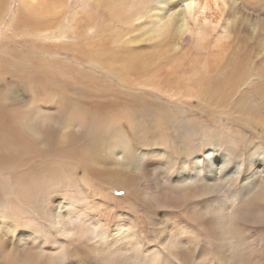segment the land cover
Here are the masks:
<instances>
[{
	"label": "bare ground",
	"instance_id": "bare-ground-1",
	"mask_svg": "<svg viewBox=\"0 0 264 264\" xmlns=\"http://www.w3.org/2000/svg\"><path fill=\"white\" fill-rule=\"evenodd\" d=\"M3 1L0 0V10ZM126 2L123 0L121 6L119 4L111 6L114 16L111 15L112 18L118 20L122 17ZM20 4L27 11V17L31 20L33 17L36 19L30 25L32 29L27 30L28 33L42 35L47 34L48 31L38 27L37 24L45 25L46 19L53 14L55 16L65 5L61 0H21ZM250 4L251 10H247ZM262 4L264 0H151L149 11L151 16L153 15L152 25L156 28L152 33H147V37L161 39L166 38L164 36L169 33L168 31L178 36L188 32L189 43L190 40L192 42L189 45L193 44L190 47L193 49L191 58L186 60L187 57L184 56L188 63L181 65L186 66L185 75L181 79L180 76L176 77L179 79L175 85L177 89H161L170 98L179 96L176 99L177 108H167L165 101L162 102L163 104L161 102L155 104L154 101L146 99L144 97L146 95L125 96L119 91L117 92L120 94L115 92L116 95L113 94L114 92L107 93L109 92L107 88L110 89V86L106 88L107 92H103L105 90H99L102 87H96L97 82L91 83L92 79L83 65L77 67L69 61L56 63L44 57L49 53L43 48L42 55L38 57L35 53L23 52L21 58H15L18 66L19 62L22 65H30L34 59L40 61L36 62L38 63L36 68L40 67L41 70L37 77L40 85L49 84L48 91H53L52 84L56 83V81L52 83V75L70 76L69 71H74L70 73L71 75L75 73L80 75V80L76 79L77 82H82L80 86L75 79L69 81V85H78L80 89L74 91L72 95L68 94L69 97L63 96L56 105L62 109L66 106L69 110L63 111L57 108L58 114L51 112V115L63 127L85 126L87 138L61 143L55 137L53 130L49 134L50 147L42 150L24 130L28 110L32 105L37 106L39 99L32 96L33 102H25L14 92L16 85L21 83V89L24 92L30 91L26 94H32L36 85V75L34 72L17 69L15 73L0 80L2 85L0 88V264H14L12 246L20 249L46 245L47 251H58L65 244L64 240L53 238L46 242L40 234V230H44L43 221L47 220L45 211L54 214L58 210H63L65 213L68 211L82 213L91 221L101 219L102 214L105 217L111 216L107 232L109 244L122 241L125 237L124 229L135 224L144 233H147L151 226L163 225L165 228L163 239H167L168 235L172 234L185 246L180 254V264H227L229 254L226 248L209 244L208 240L214 241L215 233L205 229L202 221L212 214L204 221L206 226L212 227L217 221L218 213L233 207H239L234 210L242 211L250 219H261L259 216H251L248 211L254 213L264 207L257 204L264 203V13L254 8L257 6L264 12ZM226 5L229 10L230 27L238 23V29L248 28L252 34H256L255 32L259 34L255 45L258 46L256 55L261 59L254 55L253 45L247 46L248 42L234 34L237 37V44L231 55L226 54L230 57L224 65L225 69L222 70L221 66L213 67L211 65L214 63L209 62H212L211 58L212 60L224 58L223 51H227L228 48L222 45V37L215 39L216 42L220 41V45L208 41L211 31L208 32L206 26L214 17L211 13L221 16ZM53 16L52 18L59 22V17ZM211 16L213 17L210 19ZM41 17L43 18L40 19ZM30 19L27 20L31 22ZM57 27H61V22ZM252 34H249V37ZM141 39L137 37L130 42ZM175 47L174 42L170 45V51L175 52ZM219 49L223 50L218 51ZM204 51L206 55L203 57L201 54ZM158 52L165 51L155 53ZM4 56L13 58L12 53L0 49V62ZM152 57L154 56L149 55L143 61L145 69L148 65L155 64ZM95 62L100 63L99 60ZM110 66L113 67L112 62ZM212 73L215 76L207 77ZM2 75L0 73V76ZM191 76H194L195 80L201 78L202 83L196 82V86H187ZM82 84H87L84 87L91 88L92 91L84 89ZM112 90L111 88L110 91ZM67 91L65 89V92ZM59 94L53 92L52 97L48 94L49 97L44 101L55 102ZM112 94L116 97H112ZM136 96L139 98L137 99ZM192 98L198 99L199 103L201 102L209 110L224 113L226 119L230 120L231 126L226 127L222 133L212 135L209 133L210 130L207 131L209 127L206 128L204 125L189 127L190 123L188 125L182 122L181 120L186 121L187 117L183 114L186 110L180 107L182 105L189 107L191 100L187 101V99ZM73 112L79 114L76 124L68 121ZM150 114L154 119L151 123L150 120L149 123L139 121L140 118L147 119ZM59 116H66L67 120H62ZM150 127L157 131H151L153 129L150 130ZM246 128L258 131L260 139L252 137L254 134L249 138L245 133L246 130H243ZM204 131L206 134L200 144L202 152L196 153L197 149L192 146V142L197 141L201 134L203 136ZM254 138L256 142L253 141ZM222 144L224 146L226 144L223 149L220 147ZM129 145L134 162L141 164L146 172L151 173L155 170L157 174L156 178L142 184L141 190L155 191L158 187V178L167 174L169 182L174 186H168L165 181L162 190L157 194L163 197L169 207L180 213L164 210L153 213L142 205L135 183L121 171L120 162L116 158L123 152L128 156ZM163 148L166 151L162 152ZM237 150L240 151L239 156L234 158ZM187 181L191 182L175 185ZM220 185L224 190L223 196H207ZM117 192H121L119 199L115 197ZM180 217L182 221L179 220ZM194 224L201 227L208 240ZM259 231V229H251L248 236L254 237ZM150 239L152 236L149 234L142 242V250L146 254L154 255L159 252V248L156 244L147 243ZM72 264H81V261L73 260ZM160 264H176V261L164 256Z\"/></svg>",
	"mask_w": 264,
	"mask_h": 264
},
{
	"label": "rangeland",
	"instance_id": "rangeland-1",
	"mask_svg": "<svg viewBox=\"0 0 264 264\" xmlns=\"http://www.w3.org/2000/svg\"><path fill=\"white\" fill-rule=\"evenodd\" d=\"M122 1L123 0H61L62 4L65 5L62 7L61 11L59 10L58 13H56V15L59 17V22L58 20H55V18H52V16L54 15L53 14L49 18L45 17V19L46 18L49 19V20L46 19L47 23L45 22L44 23L45 25L37 24L38 27L45 28V30L48 31L47 34L44 33L45 35H42V34H33L32 32L28 33L27 30L32 29L30 25H32V23H34L36 19L32 16L33 17L32 18L33 21H32L29 17H27L28 13L25 10V8L20 4L21 0H4L2 9L0 10V49H2L6 53H12L13 58L11 59L7 57L8 56L7 54H6L7 56L2 57V61L0 62V73H2L3 75L0 76L1 77L0 80L3 79V77L9 76L13 72L15 73L17 69H23L24 71H29L31 73L34 72V75H36L35 76L36 85H34L33 93L26 94L27 92L30 93V91L24 92L21 89V85H20L21 83H19L18 85H16L17 87L14 88L15 94L18 95V97L22 98L25 102L28 101L33 102V97L36 96L39 99L37 106L40 109L44 111L52 112L54 114H58L57 108L62 109V107H60L59 105L57 107L56 106L57 102L63 96L67 95L65 97H69V95H72L74 91L79 90L80 89L78 88L80 86L79 84H81L82 82L76 81V79L78 81L80 80L79 74L78 75L77 73L72 75L70 74L71 72L74 73V71L68 72L70 76L68 75L59 76L58 74L52 75L50 72L47 71L48 74H51L53 76L52 83L56 81L55 84H52V86L54 85L53 91H48L50 89L49 84L44 86L40 85L39 84L40 80L37 77V75L41 73L40 67L36 68V65H38L40 61L38 62L37 59L36 60L34 59V61L31 62L30 65H22V63L19 62L20 63L19 66L16 63L15 58L17 59L21 58L23 52L35 53V55L38 57L42 55L41 50L43 48L49 53L44 57L56 63H63V62L65 63L69 61L70 63H73L77 67L83 65L82 67L84 68V70L86 69V72L90 75L89 77L92 79L91 83L95 84L97 82V84H95L96 87L98 88L102 87L99 88V90L100 89L105 90L103 92H107V90H109V92L107 93L114 92L113 94L115 95L116 93L117 94L121 93L122 95L125 96H127L128 94H133L134 96L137 95L141 97L146 95L144 97H146V99L150 100L151 102L154 101L155 104H158V102L162 103L165 101L167 103L164 102V104L167 105V108L170 107L177 108L178 105H176V102L178 103V101H176V99L179 96H173L170 98L167 96V94L162 92L161 89L176 90L177 86L175 85H177V81L181 79L183 75H185L186 66L184 65L181 66V65L187 64L188 62L186 60H189L191 58V55L193 54V49L190 48L193 44L189 45L190 43H192L191 40L189 43V39H190V37L188 36L189 33L187 32L184 33L182 36H178L176 34H172L171 31H168L169 33H166V36H164L166 38H161V39L157 38L158 40L150 39L147 37L148 36L147 33H152L154 28H156L154 25H152L153 15L151 16V12L149 11L151 9L150 7L151 0H126L127 2L125 4V8H123L122 10V17L118 20L112 18L114 16L111 11L112 9L111 6H114L116 4H119V6H121ZM263 6L264 4L261 5V7ZM251 7H252L251 4L249 5V7L247 6V10H251L250 9ZM254 8L257 9L258 12L264 13L257 6H254ZM228 12H229L228 5H226V8L223 10L221 16H217L211 13L214 17L211 16L210 19L213 17L214 20L212 19L211 23L208 24V26H206L208 32L211 31L208 35V41L220 45L219 44L220 41L216 42L215 39H217L218 37H222L221 40V42L223 43L222 45L228 48L227 50L228 52L226 50L223 51L224 58L220 57L218 59H213V60L211 58L210 61L212 62H209L210 64L214 63L211 65L213 67L221 66L222 70L225 69L224 67L225 63L229 61L230 56L227 55L232 54L237 44L236 42L237 37L235 36L236 34L238 35V38L245 40V42H248L247 46L253 45V49L255 51L254 55H256V52L258 51L257 50L258 46L255 45V43L257 41V38L259 37V34H257V32H255L256 34L254 33L252 34L250 29L248 28L245 30L242 29V27H240L239 30L237 28L238 23L235 26L232 25L233 27H230L231 24L228 21V17H229ZM56 15L53 17L57 18ZM132 15L134 16L137 15V16L134 17ZM216 17L218 19H216ZM42 18L43 17H41L40 19ZM50 18H52V20ZM27 19H30L31 22ZM60 22H61V27L58 28L57 26L60 25ZM187 23L190 24L192 22H187ZM151 27L153 29H151ZM238 30L241 32H239ZM249 34H252L254 37L252 35H251L252 38L249 37L250 36ZM137 37H141L142 39L137 42H133V43L130 42V41H134L135 38L137 39ZM174 42L176 43L175 52L170 51L171 49L170 45H172V43ZM162 50H164L165 52L155 53L157 51H162ZM221 50L223 49H219L218 51ZM205 52L206 51L202 52L201 54L203 57L206 55ZM149 55L154 56L152 58L153 60H155V64L154 65L150 64L145 69L143 65V61H145L146 57H148ZM184 56L187 57L186 60L184 59L185 58ZM78 58L81 60V62ZM93 58L98 59L101 65H99L100 63L96 64L97 62L95 61L98 60L95 61L91 60ZM257 58L261 59L260 56H257ZM109 62L110 63L112 62L113 67L110 66ZM122 62H124L123 63L124 65L122 64ZM131 65L134 66L135 68L132 67ZM123 66H126L127 69ZM174 70L177 71L174 72ZM222 74H224L223 71ZM177 76H180V78L177 79L176 78ZM210 76H215V74L212 73L207 75V77ZM193 77L194 76L190 77L191 79L187 82V84H189L187 86H192V85L196 86L195 84L196 82L202 83L201 78L195 80ZM72 79H75V82L79 86L69 85V81H72ZM107 82H108V86H107ZM82 85L84 87L87 84H82ZM109 86L113 89L112 91H110L111 88L110 89L107 88ZM154 86L156 87L154 88ZM0 88H2L1 81H0ZM65 89H67L68 91L65 92ZM84 89L88 91H92L91 88L84 87ZM46 90L47 92H45ZM117 91H119L120 93H118ZM53 92L56 93L57 95L60 93L59 97H56V99L57 98L58 99L55 102L52 100L44 101L47 100L49 95L52 97ZM113 94L112 97H116L113 96ZM137 96L136 98L138 99L139 97ZM83 98L85 99L84 96ZM189 100H191V104L189 107H184L183 105L180 107L181 109L186 110L185 111L186 114L185 113L183 114L185 115V117H187L186 121L183 120L181 121L186 122L188 125L190 123L189 127H195L196 125H204L206 128L208 127L210 128L207 129V131L210 130L209 133H211L212 135H216L219 132L222 133V131H224L226 127L231 126L230 120L226 119L225 117L226 115L224 113H221V111L214 112L212 110L207 109V107H205V105L203 106L201 102L199 103L198 99L196 98L187 99V101ZM62 110L68 111L69 108L64 106ZM234 113L237 114L236 112ZM78 115L79 114L74 112L71 113V118L68 121L76 124L75 121ZM184 115L182 116L183 118ZM59 117L62 120H67L66 116L63 117L59 116ZM149 120L150 123L152 120H154L152 114H150L147 117V119L140 118L139 121L141 122L146 121L147 123H149ZM151 129L153 128L150 127V130ZM243 130H246L245 133L249 138H251V136L254 134L252 137H256L257 139H260L258 138L259 136L258 131L255 132V130H248V128ZM151 131L156 132L157 130L153 129ZM205 134L206 131H204L203 136L202 134L200 135L197 141L192 142V146L197 149L196 153L202 152L200 150V146H201L200 144L202 143L201 140L202 137L205 136ZM253 141L256 142L257 140L255 141L254 138ZM223 146L224 144H222L220 147L223 149L225 148L226 144L224 147ZM161 151L162 152L166 151V149L163 148ZM239 152L240 151L238 150L236 151L234 158L239 156ZM120 194L121 192H117L116 193L117 196L115 197L119 199ZM92 198L93 197H90V199ZM179 220L182 221L181 217L179 218Z\"/></svg>",
	"mask_w": 264,
	"mask_h": 264
},
{
	"label": "clouds",
	"instance_id": "clouds-1",
	"mask_svg": "<svg viewBox=\"0 0 264 264\" xmlns=\"http://www.w3.org/2000/svg\"><path fill=\"white\" fill-rule=\"evenodd\" d=\"M24 130L42 150L50 147L49 134L53 130L55 137L61 143H68L77 138H87L85 126L63 127L51 115V112L44 111L36 105H32L28 110ZM128 151V156H125L123 152L121 156L116 158L120 162L121 171L135 183L142 205L153 213L161 210L180 213L169 207L163 197L157 194L162 190L165 181L168 186H174L169 182L167 174L158 178V187L155 191H142L140 186L146 184L150 179L156 178V171L146 172L141 164L134 162L130 145ZM189 182L191 181L175 185H184ZM209 195L223 196L222 185L213 189L207 196ZM257 204L264 206V203L258 202ZM234 209H239V207L218 213L217 221L212 227L206 226L204 223L212 214L202 221L205 229L215 233V239L212 242L207 239L200 226L194 225L210 245L226 248L229 254L227 264H264V207L254 213L248 211L253 217H261L259 220L250 219L242 211ZM45 215L47 220L43 221L44 230H40V234L46 242L48 239L58 238L64 240L65 244L56 252L47 251L46 245L20 249L12 246L15 256L14 264H72L73 260L81 261V264L85 261L87 264H160L164 256L175 260L176 264H180V254L185 248L175 235L169 234L167 239H163L165 236L163 225L151 226L148 232L144 233L135 224L124 229L125 237L122 241L109 244L107 232L111 216L105 217L102 214L101 219L91 221L82 213L71 211L65 213L63 210H58L54 214L45 211ZM185 218L192 223L187 216ZM251 229H259L260 231L256 236L249 237L248 232ZM149 234L152 239L147 240V243L156 244L159 248V252L154 255L146 254L142 250V242Z\"/></svg>",
	"mask_w": 264,
	"mask_h": 264
}]
</instances>
